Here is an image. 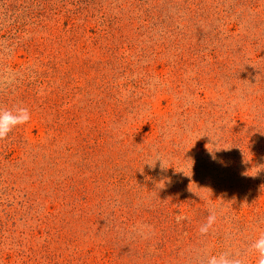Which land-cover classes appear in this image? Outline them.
<instances>
[{
    "label": "rangeland",
    "instance_id": "374dc122",
    "mask_svg": "<svg viewBox=\"0 0 264 264\" xmlns=\"http://www.w3.org/2000/svg\"><path fill=\"white\" fill-rule=\"evenodd\" d=\"M0 106V264H258L264 0H0Z\"/></svg>",
    "mask_w": 264,
    "mask_h": 264
},
{
    "label": "clouds",
    "instance_id": "9594fccd",
    "mask_svg": "<svg viewBox=\"0 0 264 264\" xmlns=\"http://www.w3.org/2000/svg\"><path fill=\"white\" fill-rule=\"evenodd\" d=\"M30 120L31 113L26 107L6 108L0 106V140L7 139L15 128L27 124ZM216 218L215 211L210 210L207 223L200 228L201 233L206 234L214 225ZM250 247L258 254V264H264V234H261ZM207 264H243V261L229 253H221L209 256Z\"/></svg>",
    "mask_w": 264,
    "mask_h": 264
}]
</instances>
